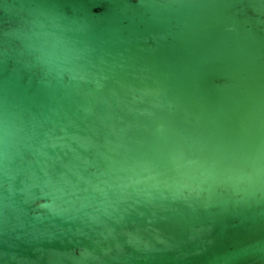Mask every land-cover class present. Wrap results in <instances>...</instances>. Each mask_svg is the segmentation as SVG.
<instances>
[{
  "label": "water",
  "instance_id": "water-1",
  "mask_svg": "<svg viewBox=\"0 0 264 264\" xmlns=\"http://www.w3.org/2000/svg\"><path fill=\"white\" fill-rule=\"evenodd\" d=\"M0 264H264V0H0Z\"/></svg>",
  "mask_w": 264,
  "mask_h": 264
}]
</instances>
